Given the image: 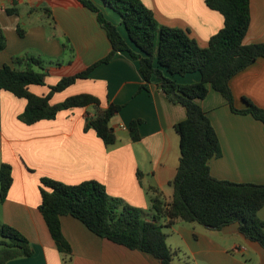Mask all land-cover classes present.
Wrapping results in <instances>:
<instances>
[{"label": "crops", "instance_id": "obj_1", "mask_svg": "<svg viewBox=\"0 0 264 264\" xmlns=\"http://www.w3.org/2000/svg\"><path fill=\"white\" fill-rule=\"evenodd\" d=\"M92 1L127 40L120 16L102 0ZM141 1L158 23L189 30L201 47L224 27V16L209 8L205 0ZM250 6V27L243 43L261 44L264 0H250ZM10 7L13 0H0V29L6 39L0 51V69L12 65L13 57L24 55L62 64L50 66L46 85L30 86L35 95H47L51 85L68 76L58 74L65 67L76 65L72 74L81 72L112 51L96 13L78 0H20L17 15L7 13ZM32 8L37 10L30 13ZM46 8L52 10L57 28L42 16ZM19 25L26 29L24 37L18 34ZM66 39L74 48L73 54L63 47ZM171 78L180 85L202 80L198 72ZM144 81L139 61L120 51L108 64L98 66L89 79L71 86L79 84V92L60 98L69 87L51 100L55 105L73 95L91 94L101 101L102 109L109 103L122 106L111 121L117 141L110 146L94 129L87 128L96 113L93 106L63 110L55 120L29 126L19 119L26 101L0 89V166L11 165L13 176V186L1 201L0 217L3 225L22 232L34 249L32 257L8 264H161L150 253L100 238L69 215L61 217L64 238L72 249V255L66 256L52 239L40 209L44 177L72 186L94 180L104 185L111 197L144 212L151 209L150 187L158 188L164 201L171 202L174 190L170 183L181 158V141L175 128L186 119V109L167 99L156 77L148 90L142 88ZM230 87L236 109L246 108L245 99H249L264 110V58L232 78ZM198 102L209 116L223 150L221 157L209 162L211 175L233 183L264 184V123L252 115L233 113L228 101L210 86L208 95ZM134 120L142 121L138 142L132 140L129 131ZM259 215L264 220V207ZM165 233L168 246L177 253L174 264H264V248L241 234L237 224L211 230L198 223H177Z\"/></svg>", "mask_w": 264, "mask_h": 264}, {"label": "trees", "instance_id": "obj_2", "mask_svg": "<svg viewBox=\"0 0 264 264\" xmlns=\"http://www.w3.org/2000/svg\"><path fill=\"white\" fill-rule=\"evenodd\" d=\"M78 1L96 13L98 22L108 34L112 51L85 70L61 78L55 86H50L45 96L33 94L30 86L46 85L54 62L32 55L13 57L12 65L5 64L0 69V89L26 101L19 119L31 126L43 120H55L63 110L93 106L96 113L87 128L94 129L106 146L115 144L117 134L110 125L122 106L109 103L106 109H102L101 101L91 94L73 95L55 105L51 100L77 81L89 79L98 66L108 64L120 51L128 52L139 61L145 80L144 90H148L156 77L158 87L167 99L182 105L187 117L175 128L180 136L181 158L178 172L170 183L174 190L171 202L164 201L158 188L150 187L153 197L149 212L111 197L106 187L94 180L72 186L48 177L41 179L40 209L58 249L66 256L72 255L61 225V217L66 215L82 222L100 238L131 250L150 253L161 264H174L177 253L168 246L165 230L177 223H198L211 230L237 224L241 234L264 248V220L259 215L264 207V184L233 183L211 175L209 162L221 157L223 150L209 116L198 102L208 95L210 86L228 101L233 113L252 115L264 123V110L251 100L245 99L246 108H235L230 87L232 78L264 58V43H243L251 21L250 0H205L209 8L224 16V27L206 47H201L189 30L158 23L154 13L141 0H102L106 7L120 16L127 40L95 2ZM19 3L20 0H13V7L6 9L7 13L17 15ZM36 10L32 8L29 12ZM51 11L49 8L42 10L57 28ZM18 31L19 36L24 37L26 29L23 25H19ZM5 46L6 39L0 29V51ZM63 47L65 51L74 53L69 39L65 40ZM197 72L202 80L190 85H180L171 78ZM140 124L141 120H134L129 126L135 142L141 139ZM0 185V200L3 202L13 186L9 164L0 166ZM0 234V264L34 255L31 243L18 229L3 225Z\"/></svg>", "mask_w": 264, "mask_h": 264}, {"label": "rangeland", "instance_id": "obj_3", "mask_svg": "<svg viewBox=\"0 0 264 264\" xmlns=\"http://www.w3.org/2000/svg\"><path fill=\"white\" fill-rule=\"evenodd\" d=\"M43 17L44 16H46L44 13H43V15H42ZM47 19H49L48 17H46ZM71 54V53H70ZM75 70H77V67H76V65L75 66H67V67H65L64 69H63V71L62 72H58V74L59 75H69V74H72ZM53 81V80H52ZM80 86H79V84H78V86H73V87H71L70 89H68L66 92H64V93H62L61 95H59L60 96V98H66L67 96H69L70 95V93L71 92H79V90H81L80 88H79ZM43 89H46V88H43ZM0 188H1V185H0ZM0 209H1V200H0ZM2 226H3V224H2V220H1V217H0V233H1V228H2ZM2 239V237H1V234H0V240Z\"/></svg>", "mask_w": 264, "mask_h": 264}, {"label": "built area", "instance_id": "obj_4", "mask_svg": "<svg viewBox=\"0 0 264 264\" xmlns=\"http://www.w3.org/2000/svg\"><path fill=\"white\" fill-rule=\"evenodd\" d=\"M125 130V128H123Z\"/></svg>", "mask_w": 264, "mask_h": 264}]
</instances>
